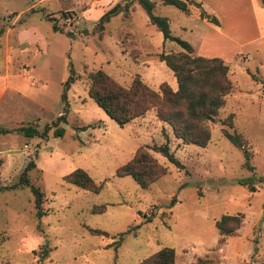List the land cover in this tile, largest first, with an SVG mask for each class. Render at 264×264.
<instances>
[{
	"label": "rangeland",
	"instance_id": "1",
	"mask_svg": "<svg viewBox=\"0 0 264 264\" xmlns=\"http://www.w3.org/2000/svg\"><path fill=\"white\" fill-rule=\"evenodd\" d=\"M73 1L77 7L91 2ZM106 1L100 0L94 13ZM153 1L154 12L168 17L173 34L199 45L209 29L198 7L186 13L174 4ZM125 3L128 17L112 14L100 35L94 29L98 18L87 20L74 8L59 9L58 0H0V27L3 20H17L9 43L17 35H39L47 43V53L38 55H33L34 44L26 49V43H17V56L9 66L35 64L34 78L39 81L31 95L39 100L33 105L39 115L5 124L42 129L66 111L62 135H54L52 128L44 137L0 133V238L6 236L0 239V264H141L162 246L175 248V264H264V43L259 51L255 42L244 45L241 51L248 56L225 59L234 88L225 95L217 120L208 121L210 139L205 146L183 142L152 108L120 125L90 96L87 72L102 69L123 85L139 75L155 89L161 81L176 88L175 75L158 53L181 49L176 41L164 40L137 0ZM53 21L75 36L53 33ZM4 44L2 39L0 66ZM230 112L231 129L246 137L254 168L243 164L242 150L222 132L219 119ZM161 143L168 144L180 165L151 148ZM140 145L167 167L146 187L131 175L116 173ZM30 159L35 161L28 171L30 180L44 193L41 216L35 214L29 186H10ZM76 167L86 169L100 189L66 181L64 174ZM240 178L250 179L255 189L239 183ZM102 203L104 210L93 211ZM236 212L244 214L237 233L215 247V220ZM44 243L50 248L46 256L40 249Z\"/></svg>",
	"mask_w": 264,
	"mask_h": 264
},
{
	"label": "trees",
	"instance_id": "2",
	"mask_svg": "<svg viewBox=\"0 0 264 264\" xmlns=\"http://www.w3.org/2000/svg\"><path fill=\"white\" fill-rule=\"evenodd\" d=\"M264 3V0H261ZM147 13L148 20L162 32L164 40L176 41L181 49L161 51L159 59L163 60L171 68L177 80V87L173 88L167 81H161L155 89L143 81L139 75H135L129 85H123L102 69L89 70L88 92L90 96L101 106L105 112L117 123L123 125L136 116L145 114L148 109H154L156 116L169 123L175 136L183 142H193L205 146L210 139V127L208 121H216L219 108L225 103V95L234 88V82L228 76V64L219 56H204L195 54L193 45L186 39L171 32L169 19L165 15L154 12L153 0H137ZM164 4H174L186 13L192 11V7H198L199 16L215 23H219L216 15L207 12L201 7L198 0H160ZM123 12L124 17L130 14L128 4L119 2L113 4L104 11L95 22L94 29L102 34L104 23L110 16L117 12ZM54 29H60L54 21ZM72 35V32H69ZM254 78H257L252 73ZM68 79H72L70 76ZM234 112L220 118L223 134L237 147L245 158L243 164L254 168L250 162L252 153L247 149V139L242 132L232 130ZM66 120V111L59 113L54 120L46 123L42 129L33 124H21L8 128L0 126V133L21 131L25 136H47L52 128L54 135H62L64 127L60 123ZM228 126V127H227ZM154 150L165 154L171 161L180 165L179 159L169 149L167 143L153 144ZM35 166L34 159H30L19 174L18 180L10 185L29 186L33 193L35 214L41 216L45 210L42 208L44 193L41 188L31 182L28 171ZM167 167L159 162L155 156L140 145L134 154L116 169L118 175H131L142 187L148 186L152 181L163 175ZM64 179L77 186L98 191L100 184L82 167H76L64 174ZM239 183L246 184L251 190L255 185L250 179L240 178ZM105 204L98 209L102 211ZM244 219L242 212L224 213L215 220L218 229V238L215 247L222 246L230 235L236 234ZM92 231L106 233V231L93 228ZM6 236H1V241ZM41 255L46 256L49 251L47 244L40 246ZM175 248L162 246L141 260V264H175Z\"/></svg>",
	"mask_w": 264,
	"mask_h": 264
},
{
	"label": "crops",
	"instance_id": "3",
	"mask_svg": "<svg viewBox=\"0 0 264 264\" xmlns=\"http://www.w3.org/2000/svg\"><path fill=\"white\" fill-rule=\"evenodd\" d=\"M42 0H38L41 2ZM100 0L84 1L79 7L75 6L73 0H58L60 4L59 9L74 8L81 13L85 19H97L108 7L125 0H109L104 2L101 9L93 10V7L98 6ZM201 2L207 12L217 16L219 23H215L206 18L207 29L201 36L199 45H193L194 53L204 56H219L224 59L234 57L237 54L247 55L245 50L241 48L246 44L256 43V51L261 49V44L264 43V3L261 0H198ZM89 5L87 6V4ZM36 4L32 2L28 7H33ZM121 12V11H119ZM94 13V15H92ZM201 18V17H200ZM16 17L10 22L3 20L0 27V44L2 39L4 44V65L0 66V126L8 127L5 122L13 121L15 123L23 120L33 119L39 112L34 106L39 104V100L33 97L32 89L36 86L38 80L34 78L35 64H24L20 67H10L9 63L13 62L16 55L15 47L18 44L26 43V49L30 48V44H34L33 55L46 54L47 43L42 40L39 35L32 38L27 36H18L15 42L9 43V33L16 26ZM95 22V21H94ZM33 32H36L33 29ZM23 31V30H22ZM52 31H59L60 34L75 36L71 30L54 29ZM20 32V31H19ZM72 32V35L69 34ZM85 32H88L87 29ZM39 34V33H38ZM42 45V47H41ZM46 45V46H45ZM19 45L18 47H20ZM17 56V55H16ZM33 74V76L31 75ZM32 85L30 90H26L27 86ZM61 112V111H60ZM59 112V113H60ZM58 113V114H59ZM13 127V126H12Z\"/></svg>",
	"mask_w": 264,
	"mask_h": 264
},
{
	"label": "built area",
	"instance_id": "4",
	"mask_svg": "<svg viewBox=\"0 0 264 264\" xmlns=\"http://www.w3.org/2000/svg\"><path fill=\"white\" fill-rule=\"evenodd\" d=\"M68 17V16H67Z\"/></svg>",
	"mask_w": 264,
	"mask_h": 264
}]
</instances>
